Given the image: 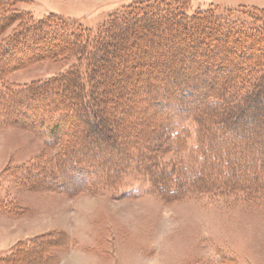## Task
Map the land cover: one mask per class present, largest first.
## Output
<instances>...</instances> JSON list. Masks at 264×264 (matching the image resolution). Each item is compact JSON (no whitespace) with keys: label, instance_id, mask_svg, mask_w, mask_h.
<instances>
[{"label":"trees","instance_id":"trees-1","mask_svg":"<svg viewBox=\"0 0 264 264\" xmlns=\"http://www.w3.org/2000/svg\"><path fill=\"white\" fill-rule=\"evenodd\" d=\"M20 3L0 0V64L7 53L28 55L0 65V125H18L15 106L34 99L45 120L24 124L54 148L11 169L21 185L62 189L71 176L88 192L116 191L131 173L167 201L264 195V8L219 12L190 10L187 0H137L90 29L56 14L35 19ZM35 47L42 53L32 55ZM43 57L71 61L22 86L2 76ZM192 93L198 101L185 106ZM92 129L98 147L112 143L88 162Z\"/></svg>","mask_w":264,"mask_h":264},{"label":"rangeland","instance_id":"rangeland-1","mask_svg":"<svg viewBox=\"0 0 264 264\" xmlns=\"http://www.w3.org/2000/svg\"><path fill=\"white\" fill-rule=\"evenodd\" d=\"M133 1L137 0H24L15 7L29 11L35 19L56 14L96 29L109 13L120 11ZM187 1L190 10L212 7L219 12H238L244 8H264V0ZM30 52L42 53L37 47ZM22 53H7L0 65L21 58L25 61L28 55ZM70 61L43 57L9 66L2 76L9 83L22 86L63 71ZM180 97L184 96L179 94ZM24 98L11 117L19 124L0 125V199L7 204L0 207V264H56L68 242L62 229V214L67 201L81 190L94 195L99 203L89 226L91 251L100 258V264H264V195L251 202L241 195H187L167 201L157 196L145 179L131 173L116 191L88 192L81 187L83 179L78 181L70 176L73 171L70 177L62 179V189H29L21 185L12 176V168L42 161L43 156L54 153V148L24 124L45 120L41 113L44 108L34 99ZM182 100L185 106L198 101L193 93ZM246 122L250 126L255 123ZM237 132L241 139L246 137ZM89 136V143L83 148L88 162L97 158L96 151L112 143L109 137L101 149L95 129ZM14 250L16 259L8 258ZM3 256L7 259L2 260Z\"/></svg>","mask_w":264,"mask_h":264},{"label":"clouds","instance_id":"clouds-1","mask_svg":"<svg viewBox=\"0 0 264 264\" xmlns=\"http://www.w3.org/2000/svg\"><path fill=\"white\" fill-rule=\"evenodd\" d=\"M98 207L97 198L83 190L67 201L62 229L68 242L57 256L56 264H100V258L91 251L89 226Z\"/></svg>","mask_w":264,"mask_h":264}]
</instances>
